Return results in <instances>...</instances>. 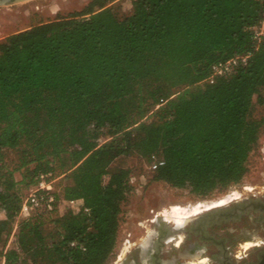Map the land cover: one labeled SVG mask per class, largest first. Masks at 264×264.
I'll list each match as a JSON object with an SVG mask.
<instances>
[{"label":"trees","instance_id":"16d2710c","mask_svg":"<svg viewBox=\"0 0 264 264\" xmlns=\"http://www.w3.org/2000/svg\"><path fill=\"white\" fill-rule=\"evenodd\" d=\"M113 1L89 0L0 40L4 264H105L130 190L126 171L109 169L121 155L158 156L152 180L204 197L239 182L256 153L264 40L253 31L264 0H131L123 17ZM237 55L246 63L207 80L211 65ZM57 169L69 179L63 199H81L82 209L54 226L35 212L3 249L20 186Z\"/></svg>","mask_w":264,"mask_h":264},{"label":"rangeland","instance_id":"374dc122","mask_svg":"<svg viewBox=\"0 0 264 264\" xmlns=\"http://www.w3.org/2000/svg\"><path fill=\"white\" fill-rule=\"evenodd\" d=\"M88 1L21 0L11 4H0V40L11 33L29 28L32 25L80 11ZM110 6L118 17L130 14L132 9L131 0H115L110 3ZM252 103L251 113L254 116L264 115V87L258 93L253 94ZM103 139L105 138L102 137ZM255 151L256 153L249 159L247 174L239 182L232 183L225 189L214 191L204 197H198L186 188H176L165 182L152 180L149 162L136 154L121 155L115 158L111 162L109 169L126 171L130 190L122 204L116 247L105 264H116L130 248V241L129 243L127 241L130 233H134L135 236L141 234L142 230L149 233L152 226H149L150 222L148 219L154 218L155 215L174 218L176 223L178 220V224H180L182 222V217L180 218V216L197 211L201 203L208 205L217 199L225 198L229 192H239L242 186L264 185V131L261 133ZM8 157V159L14 158V154L9 153ZM13 177L15 180H19L20 174L14 172ZM43 180L45 185H49V191L54 195H58L55 198L53 209L51 211L35 209L21 212L20 206L3 249L14 245L20 223L23 220H28L35 212L45 211L47 213V225L54 226V222H50L51 219L60 217L68 211L77 213L82 209L83 202L81 199H63V188L69 183V179L65 178L64 174L60 173L58 169L45 174ZM106 180L107 176H104L103 183ZM39 181L40 178L38 176L36 183L28 187L20 186L18 191L21 196V203L31 190L41 189ZM174 206L179 208L174 210ZM0 219H5V212L1 208ZM1 250L2 243L0 244V253ZM0 264H4V258L1 254Z\"/></svg>","mask_w":264,"mask_h":264},{"label":"flooded vegetation","instance_id":"af4514ba","mask_svg":"<svg viewBox=\"0 0 264 264\" xmlns=\"http://www.w3.org/2000/svg\"><path fill=\"white\" fill-rule=\"evenodd\" d=\"M21 0H0L11 4ZM236 194V195H235ZM182 217L155 215L148 233L129 234L116 264H264V185L242 186Z\"/></svg>","mask_w":264,"mask_h":264},{"label":"built area","instance_id":"2783aa9c","mask_svg":"<svg viewBox=\"0 0 264 264\" xmlns=\"http://www.w3.org/2000/svg\"><path fill=\"white\" fill-rule=\"evenodd\" d=\"M253 37L257 40H264V17L259 22V24L254 27ZM247 57L248 55H237L225 61H219L217 63H214L210 67V74L207 77V80L209 82H212L218 76H226L232 73L238 66L246 63ZM162 163V159H160L158 156H150V169L153 170ZM44 176L45 174L39 175V187L41 189L36 188L31 190V192L22 200L21 212H28L29 210L35 209L51 211L53 209L55 203V196L49 191V185L44 184Z\"/></svg>","mask_w":264,"mask_h":264},{"label":"bare ground","instance_id":"6f19581e","mask_svg":"<svg viewBox=\"0 0 264 264\" xmlns=\"http://www.w3.org/2000/svg\"><path fill=\"white\" fill-rule=\"evenodd\" d=\"M175 207V209L174 210H176L177 208H179L178 206H174ZM176 212V211H175ZM177 214V213H176ZM177 219V218H176ZM179 219V218H178ZM177 223H178V220H177Z\"/></svg>","mask_w":264,"mask_h":264}]
</instances>
